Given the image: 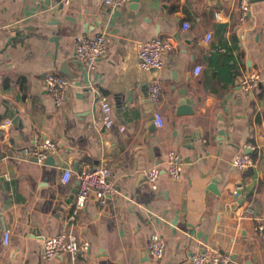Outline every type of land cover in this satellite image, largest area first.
<instances>
[{"label":"crops","instance_id":"obj_1","mask_svg":"<svg viewBox=\"0 0 264 264\" xmlns=\"http://www.w3.org/2000/svg\"><path fill=\"white\" fill-rule=\"evenodd\" d=\"M248 12L242 18L239 0H131L114 10L105 0H0V264H44L43 239L63 228L89 252L50 264H190L208 246L230 251L233 264H264V0ZM100 32L107 54L88 70L75 44ZM158 35L173 46L152 74L137 51ZM257 69L260 84L244 90L241 77ZM48 72L68 79L62 105L47 90ZM153 80L163 90L162 126ZM46 138L58 143L52 158L25 155ZM169 150L184 162L178 179L166 172ZM248 150L256 163L235 168ZM99 164L118 193L76 207V178L62 183L64 167ZM150 165L162 169L156 188L144 174ZM152 232L166 240L160 259L147 253Z\"/></svg>","mask_w":264,"mask_h":264},{"label":"built area","instance_id":"obj_2","mask_svg":"<svg viewBox=\"0 0 264 264\" xmlns=\"http://www.w3.org/2000/svg\"><path fill=\"white\" fill-rule=\"evenodd\" d=\"M63 5L70 4L71 0H58ZM131 0H105L106 5L110 10H114L125 2ZM251 0H239L240 8L243 12L242 18L248 15ZM190 26L188 21L183 22V29ZM212 37V32L207 31L205 40L209 41ZM109 43V35L106 32L95 33L93 35L82 36L75 44V54L84 66L90 70L96 67L97 62L107 54ZM173 43L170 38L165 36H154L139 42L138 55L140 66L143 70H148L151 67L161 68L164 64L163 55L165 51L172 48ZM194 72L198 74L201 71V66L197 65ZM261 82V73L257 70L246 72L240 79V86L244 90H252L257 88ZM47 90L54 97L57 105H62L67 99L68 79L65 75L48 72L46 76ZM150 99L155 109L153 111L154 123L157 126H162L163 115L159 107L163 90L157 80H153L150 85ZM91 91L97 92L94 87ZM104 108L109 107V103L105 98L100 99ZM6 124H11V119L5 120ZM27 157H33L36 161L44 163L47 159L54 155L58 150L56 140L36 139L32 144L23 147ZM166 172L172 179H178L184 169L182 156L175 150H169L166 153ZM256 160L249 152H242L236 155L233 159L235 168L241 170L251 165H254ZM144 174L148 182L154 188L158 186L159 177L162 174V169L158 165H150L144 169ZM75 175L77 190L75 195L76 207H83L89 198L95 197L99 201L106 203L108 199L118 193L117 185L111 181V169L108 165L99 164L93 167L83 168L76 173L71 167H64L60 181L64 184L70 182ZM2 186H0V195ZM237 193V190H234ZM260 232L263 230V225L257 227ZM11 230L6 229L3 235V241L6 244L10 243ZM149 243L147 245V253L153 259H160L165 256L166 240L157 232L150 233ZM43 242L42 256L45 259L44 264H50V261L60 255L67 254L76 262L79 256H84L89 252L90 244L88 241L79 238L78 234L70 228H63L57 233L46 236ZM234 259L232 253L227 250H220L213 246H208L204 250H197L192 253L190 264H233Z\"/></svg>","mask_w":264,"mask_h":264},{"label":"water","instance_id":"obj_3","mask_svg":"<svg viewBox=\"0 0 264 264\" xmlns=\"http://www.w3.org/2000/svg\"><path fill=\"white\" fill-rule=\"evenodd\" d=\"M149 71L152 73V74H155L156 72H158L159 70H158V68H156V67H151V68H149ZM185 92V91H184ZM189 103V102H191V100H190V98H186V97H184L182 100H181V104H184V103ZM17 118H18V116H16L15 117V120L13 121L14 123H16L17 122ZM250 150H248V152H249ZM53 156L51 155L49 158H52ZM214 181H216V179L214 178L213 179Z\"/></svg>","mask_w":264,"mask_h":264}]
</instances>
